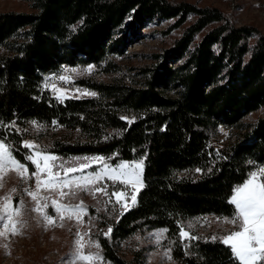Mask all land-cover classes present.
Listing matches in <instances>:
<instances>
[{
	"label": "trees",
	"instance_id": "obj_1",
	"mask_svg": "<svg viewBox=\"0 0 264 264\" xmlns=\"http://www.w3.org/2000/svg\"><path fill=\"white\" fill-rule=\"evenodd\" d=\"M21 1L30 12L0 11V120L16 121L22 130L0 132L18 149L17 158L23 162L27 150L20 141L36 121L61 131L47 145L60 157L102 156L113 165L143 161L136 204L115 219L101 216L93 233L112 264H141L142 251L127 260L120 247L159 228L168 230L166 243L179 264H233L224 244L183 240L179 225L230 217L232 189L264 166V117L241 125L264 107V34L232 24L216 7L184 1ZM155 20L173 22L170 31L186 28L141 80L83 78L78 84L96 95L62 103L45 86V77L66 64L117 71L110 58ZM219 125L242 133L218 149L212 134Z\"/></svg>",
	"mask_w": 264,
	"mask_h": 264
},
{
	"label": "rangeland",
	"instance_id": "obj_2",
	"mask_svg": "<svg viewBox=\"0 0 264 264\" xmlns=\"http://www.w3.org/2000/svg\"><path fill=\"white\" fill-rule=\"evenodd\" d=\"M173 3L190 2L198 6L216 7L221 10L232 24L236 26L250 25L256 27L262 34H264V0H169ZM0 11H16V12H30V4L21 0H0ZM173 22L153 21L141 30V33L126 43L124 52L121 55L112 56L110 61L115 63L117 71L104 72L101 67L94 64L89 65H63L61 70L45 77V86L56 96L53 91V86L57 89L66 91L69 97H88L92 96L87 93H93L87 88L80 86L78 80L88 77L102 82H113L121 78L126 82H131L132 79L141 80L142 71L144 69L157 66L161 62L162 56L178 39L186 25L181 28L170 31L169 26ZM0 52H2L0 50ZM106 63L102 64L104 67ZM91 70L89 71V67ZM72 69H76L75 72ZM63 75L68 79L61 81L59 77ZM79 89V91H77ZM65 100V99H64ZM63 100V101H64ZM59 101V100H58ZM264 117V107L256 112L247 115L241 121V125H254L259 118ZM32 131L27 140L34 141L42 147H47L56 136H60L61 131L54 129L53 131L46 130V127L37 128L31 126ZM242 130L238 128H229L224 125H219L212 134V145L218 149L223 148L226 144L233 142ZM58 156V155H57ZM60 157V156H59ZM73 157H93L89 155L62 157L64 160H69ZM141 161V160H140ZM132 163L134 161H121ZM135 162H138L137 160ZM107 163L113 165L107 159ZM117 163V164H119ZM99 165L93 162L91 172L97 169ZM29 171H32L31 167ZM2 187H0V197L9 193L15 187L17 188L16 199H23L24 204L31 208L33 202L30 197L23 193L25 187L34 186L32 181L24 182L17 176L15 171H7L3 175ZM101 184L108 186L109 192L113 190L112 182L110 180H102ZM142 183L143 169H142ZM123 185H116V188H122ZM143 187L140 188V190ZM139 190V191H140ZM133 189L129 186L127 188L126 200H121L118 204L116 198L112 197L109 200L108 196L103 194H96L95 196L87 193H79L78 200L73 203H78L80 200L87 206V214L84 216V224L77 225L74 221H65L64 226H48L45 227L44 222L37 220V214L29 212L21 216V219L26 221V226L22 229L21 234L15 236H7L0 238V264H64L65 258L73 249L74 234L79 227V230L87 232L90 230L91 238L96 240L94 232L97 228L98 219L105 215L113 219L117 218L121 211L125 212L134 205L131 202V194ZM139 193V192H138ZM138 193H136V202ZM126 204V208L122 205ZM59 221L57 220V225ZM191 225V227H189ZM184 230L189 232V236H196L198 238L211 239L213 236L224 235L227 232L234 230L233 225L226 224L222 220L218 221L215 216H206L192 219L183 224ZM163 228L155 229L143 234H138L130 240L122 243L120 249L121 254L127 260L132 259L135 251H142L143 258L141 264H179L172 258L168 259L165 253L170 249L166 243V233L163 234L159 242H157L155 233ZM107 232V230L105 231ZM183 240H190V238H182ZM95 251V249H92ZM102 255L101 247L99 249ZM103 256V255H102ZM104 259V257H103ZM104 264H112L104 259Z\"/></svg>",
	"mask_w": 264,
	"mask_h": 264
},
{
	"label": "snow or ice",
	"instance_id": "obj_3",
	"mask_svg": "<svg viewBox=\"0 0 264 264\" xmlns=\"http://www.w3.org/2000/svg\"><path fill=\"white\" fill-rule=\"evenodd\" d=\"M72 71L75 72L76 69ZM59 79L67 81L68 78L61 75ZM53 91L56 93L55 98L61 103L64 99L73 98L69 97L65 90L57 89L55 86ZM84 94L96 95L94 92ZM131 122L133 121H129ZM30 123L37 128L43 127L36 121ZM56 123L53 121L54 125ZM0 129H11L17 134L22 131L16 121L0 120ZM20 146L27 150L23 162L17 158L18 149L14 151L15 146L9 142L8 136L0 132V180L7 171L11 170L15 171L22 181L26 183L32 181L34 186L25 187L23 193L30 197L33 207L28 208L23 199L15 198L17 193L15 187L0 197V238L21 234L26 226V221L22 220L21 216L29 212L36 213L38 222H44L45 227H63L66 220L74 221L78 226L84 224L87 206L82 200L73 203L74 200H78L81 192L93 196L103 194L108 196L109 200L115 197L116 203L119 204L121 200H126L127 188L130 186L133 189L131 202L134 205L136 193L143 187L142 160L132 163L122 162L115 166L108 164L107 159L102 156L73 157L66 161L34 141L22 140ZM93 162L99 167L89 172L88 169L92 168ZM249 164L254 162L249 161ZM30 167L32 171H29ZM196 171L199 172L200 169ZM102 180L112 182L111 192L106 184L100 183ZM118 184L123 187L116 188ZM227 202L233 206L232 215L217 217V220L233 225L234 230L224 235L213 236L211 239L214 242L219 241L229 249L233 264H264V166H256L242 184L234 186ZM122 208H126V204L122 205ZM111 231L109 227L107 232L102 234L107 237L110 236ZM167 231L161 229L154 234L157 242ZM74 236L73 249L65 258L64 264H104L103 256L99 251V242L91 238L90 230L82 233L78 227ZM179 236L198 239L196 236H189L183 225H179ZM170 253L171 249L165 253L168 259H171Z\"/></svg>",
	"mask_w": 264,
	"mask_h": 264
}]
</instances>
